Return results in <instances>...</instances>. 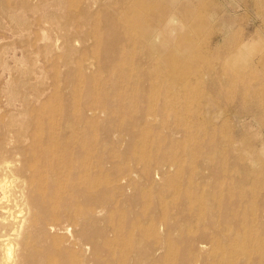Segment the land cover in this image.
<instances>
[{
    "label": "bare ground",
    "instance_id": "bare-ground-1",
    "mask_svg": "<svg viewBox=\"0 0 264 264\" xmlns=\"http://www.w3.org/2000/svg\"><path fill=\"white\" fill-rule=\"evenodd\" d=\"M76 2L77 25L67 19L43 43L73 80L47 87L13 54L19 77L4 87L0 116V264H264V141L216 134L219 114L202 117L186 95L207 88L223 100L233 83L254 118L264 97L254 100L251 73L264 59L236 40L219 0ZM2 10L27 30L19 11ZM59 88L72 92L59 99Z\"/></svg>",
    "mask_w": 264,
    "mask_h": 264
},
{
    "label": "rangeland",
    "instance_id": "rangeland-1",
    "mask_svg": "<svg viewBox=\"0 0 264 264\" xmlns=\"http://www.w3.org/2000/svg\"><path fill=\"white\" fill-rule=\"evenodd\" d=\"M50 1L51 0H0V61H2V64H0V74H3L2 76L0 75V116L5 115L10 109V105L7 102L8 93L6 90H4V87L9 83L11 79H16V77H19V74L14 68L15 60H12L14 58L13 54H15L17 58L20 57V63L21 65L23 64V68L35 67L36 72L42 71L41 73H43V76H45L44 83H47V87H50L51 85L56 83H59L62 86L64 81H66L67 79L73 80L76 76L74 67L70 64L66 65L62 58L61 60L53 63L50 56L52 55L53 57H60L61 53L60 51H55L52 52L51 55H49L44 50L43 43L45 37H56L57 35H59L61 32V26L67 19H70V22L73 23V26L77 25V22L82 17L81 9L83 8V4L80 2H76V0H61V6L58 8L56 1L59 0H52L51 2ZM219 1L223 3V11L226 12L227 17H229L233 22V33L241 35V37H238L236 40L248 41L252 44L251 53L255 61H257V56L264 59V16L261 17V15L264 14V9H255L251 0H236L239 3V7H233V4L229 0ZM2 9H14L16 10V12L19 11V15L25 17L28 21V26L26 27L27 30L24 33L15 31L13 25L6 17V14L3 13ZM97 10V7L93 6V11ZM228 10L230 12H227ZM214 24L216 26V23L214 22L211 25V28L215 27ZM90 43L91 39H88L84 43H80L77 47L82 48L85 46V44L88 45ZM3 51H5V54L1 53ZM39 66L42 69H39ZM202 70L203 68H201V70L199 71L204 72ZM211 70H219L218 65L214 61L211 64ZM263 70L264 61L262 64L257 62L251 73V79H254L253 77H259L260 79L258 84H256V89L253 93L254 100L257 101L258 104L260 102L261 105V99L264 97ZM97 71L98 67L97 65H94L92 68H89L82 73H84V75H94L95 73H97ZM195 71L196 70H194L193 68H188L186 70L187 73H184L186 76H191L195 74ZM7 78L8 80H6ZM97 81V79H92L90 80L89 84L94 82L92 84L93 87ZM72 82V87H78V79ZM99 83L100 82H98L97 84ZM234 87L235 86H233V83H231L230 87L226 90V96L223 100L215 98L212 94H210V91H208L207 88H195L192 89V91L188 92L186 95L189 99H191V102L194 103V108L196 107V101L201 103L202 106L204 105L203 107L205 109H203L202 117L208 118L209 116H211V114H219L220 117L217 115L219 118L214 120V124L216 126V134L225 136L228 134L239 135L241 133L242 135H245V132L247 131V135L245 136L249 137L252 135V138L249 137L250 139L247 142H249V144L253 146H258L261 141H264V125H262V123H264V111H260V113L254 118L251 117L252 120L248 119L250 118L249 116L245 118L247 115L244 113L246 111L244 103L241 102V100L238 98L236 87ZM67 92L71 93L72 89L64 91L59 88V99L65 97ZM48 94L49 93H46V95ZM79 94L80 91L76 92L74 95L78 96ZM207 103H209V106H207ZM214 103L215 105H213ZM262 107H264V105ZM225 110L231 112V115H234L237 112L238 115L244 116L242 118L244 122H237V119L231 116H229V118H231L232 120L224 121L225 114L223 113L227 112ZM245 121H247L248 123H246ZM253 133L256 135H254ZM11 141L13 143L15 139L12 138ZM112 154L114 157L119 156L118 153Z\"/></svg>",
    "mask_w": 264,
    "mask_h": 264
}]
</instances>
